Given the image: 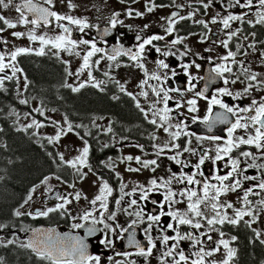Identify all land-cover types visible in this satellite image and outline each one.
<instances>
[{"label":"flooded vegetation","instance_id":"flooded-vegetation-1","mask_svg":"<svg viewBox=\"0 0 264 264\" xmlns=\"http://www.w3.org/2000/svg\"><path fill=\"white\" fill-rule=\"evenodd\" d=\"M17 3H21L22 0H16ZM34 2L39 3L44 7H51V10L56 11L61 15H71L74 18L83 19L89 24V28L85 29L84 32H80L78 26L70 25L65 21H55L54 18H49L50 23L45 26L41 21L40 26L34 29V34L37 36H47L48 33H55V36L63 34L62 29L59 28V24H64L72 30L71 39L79 41L80 39H87L94 41L97 47L102 48L104 51L102 53H97L95 57L92 58L93 61L100 59L104 56V59L100 60L97 65L95 63L91 66L92 71V81L87 82L88 79V69L79 73V77L84 76L86 80H83L85 86L80 88L78 92H73L72 87L79 88L80 84L73 83V77L71 69L68 64V59L62 54L63 50H57L51 47V45H44V54L37 55V50H32L29 53H24L19 55L15 62L12 63L8 59L9 56V44L5 40L3 32H0V55H4V63L9 64V67L5 69L3 73H0V78L5 76L12 77L11 79H4L5 81H13L14 84L10 88L5 85L6 92L15 94L18 99L14 101V104L20 108L17 109L16 119L21 125L19 118L25 117L27 114L35 116L38 113L34 111V104L37 103L41 108L42 106H51L57 109L63 116L61 117L66 121V123L71 124L72 130L68 131V126L62 129L60 137L68 138L70 143L68 145L69 151L72 152L76 157L81 155L82 149L87 142L88 146V156L86 159V165L80 167V170L87 169V172L95 177L97 184L89 192L84 193L80 191V200H74L73 196H69L71 192L69 185H73L77 182L76 172L77 170L66 163L61 162L60 154L56 150L55 146L49 144L46 138H42L37 135L34 131L35 137L40 138L41 142L44 144L48 143L57 160L61 163L59 167L56 168V174L48 176L46 183H42L46 177L36 181L31 185L28 195L32 193V189L36 186H42L43 193L39 199V204L33 208L20 209L23 212H30L32 216L21 215L10 216L8 220L7 236L11 238L16 236L14 242L27 243L26 233L39 226H56L65 228L71 231H78L76 236L85 240L87 244V251L90 255H99L101 257V264H116L117 261L124 262L135 260L137 264H145L144 258L135 255L136 249L128 245L127 233L123 236L109 237L113 239L112 245H102L100 243L101 239H104V233L97 232L93 237H86L84 229H73L71 225L78 220H73L72 217H78L83 213L84 210H91L92 205L90 201L98 194L99 186L102 182L106 181L111 188H113V194L108 198L109 207L112 210L116 209L115 199L120 196V186L121 183L126 184L127 187L125 191H131V189L139 185L148 186L149 180L153 178H164L167 179L173 172L179 173L181 171V166L175 164L174 161L167 159L168 156L174 155L175 150L168 151L160 157H157L155 152L156 149L153 148L154 144L164 145L169 141V136L164 133L162 129L156 128L154 125L150 124L148 121L153 118L152 113L148 111L150 102L155 99L151 95V89L145 86L143 89L140 87L142 80L146 79L144 75V70L135 66V63L129 60L127 55H118L115 61H109L107 55L114 54V49L122 48L127 51L128 49L136 50L138 44L141 41H137L136 36L141 35V40L144 38H150L152 35H163L164 40L154 41L153 43L160 47L162 50L165 49V44L170 43L172 39L180 37H186L184 44L192 50V53H199L201 57L210 59H199L195 55H190L188 57L182 58V60H177L175 56L162 57L159 53L155 52V49L151 46H146V51L144 54V59L141 61L144 64L147 72H161L156 65L157 59H164L166 63L170 65L169 69L163 70L167 72L171 77L167 82L168 87H175L184 89L187 86V78L183 74V70L179 67L181 63H187L195 59L196 63L201 65V68L197 70L195 67H191L189 72L196 77H204L205 79H197L193 81L196 84V90H203L205 84L208 82V77L214 75L211 73V69L215 67L217 63H226L231 66L232 73H225L224 77L229 81L237 80L236 83L224 84L223 79L216 78L213 83L208 84L209 91L205 93L209 98L218 88L227 87L233 93L242 92L244 87L247 86L249 81L246 79L245 75L241 74L242 66L240 64L243 61V67L250 69V72L257 73V81L264 82V57L261 53H264V23H256L258 20V13L264 12V8L259 5V0H253L252 6L249 8L241 9L238 6L228 7L229 0H71L75 5L74 8H68V0H54V4L49 6L44 4V0H34ZM234 2V0H233ZM245 0H241L244 3ZM204 3H209V7L205 9L203 7ZM155 5L152 12L147 11V7ZM182 5L183 7H179ZM10 9L17 15H20L15 11L14 8ZM132 10V15H128V11ZM143 13L142 16H136L135 12ZM173 12L178 13L187 17L191 12L193 16L191 19H185L179 21L174 25V32L172 34L166 33L167 18L171 16ZM114 13H118L116 19L119 23L115 27L111 24V18ZM219 13V16L217 15ZM246 13V15H244ZM28 18L31 20L33 17L30 13L25 12ZM228 14L233 15H243L242 20H235L230 22L229 29H224L222 23L219 22L220 18L227 16ZM213 17L217 18V23H211ZM203 20L208 24V29H205L203 25L195 23V21ZM32 30L33 26L27 24ZM144 25H148L147 29ZM0 27H6L0 24ZM105 29L108 30V35H104ZM210 30V31H209ZM239 30V31H237ZM233 31H237V35L232 38L229 42L228 49H225L220 41L227 39V34ZM20 32V31H17ZM25 33L24 35H27ZM207 35V39L201 42L202 37ZM15 38V37H13ZM24 43L27 47H35L37 41H26V36ZM240 46L237 52V46ZM176 48L184 50L183 44L177 45ZM210 49V51H205ZM175 51V49H172ZM231 50L237 52L234 57L235 63L232 60L227 62L221 61L220 57L225 56L227 52ZM74 51H79L80 56H76L74 53L73 66L75 69H79L82 64V58L86 51V46L80 45ZM246 53V54H245ZM41 57L40 60L41 68L43 60L50 58L49 61L57 70H53L55 77L51 80H47L48 84L44 83L40 86L35 96L24 99L25 91L27 88V80L23 73V68L20 61L25 65V61L28 59H34V57ZM119 65V67H117ZM18 68L20 76L15 74L13 76L12 68ZM70 71V72H69ZM175 71L176 76H171V72ZM108 73V75H105ZM162 74V73H161ZM24 80V86L20 89L19 78ZM3 80V81H4ZM255 86L250 90V93L245 95L240 100H233L231 97L223 96L220 97L225 103L231 105H239L241 107L250 104L252 98H256L258 101L260 97L264 96V84H259L257 82H252ZM149 84L155 85L157 81L149 80ZM71 85V87H68ZM96 85V86H94ZM121 85L124 91H121ZM0 89H3L0 85ZM148 91L150 93L149 97L145 98L140 95L141 91ZM131 94V95H129ZM89 95H98L103 101L104 107L96 106H83V99ZM175 95V94H172ZM135 97V98H134ZM191 97V94H186L184 99ZM23 100L25 103H21ZM137 103L140 104L141 108L148 113V118H145V113L141 112L140 108H137ZM42 104V105H41ZM170 107H174V102H170ZM162 107V105H158ZM31 109V111H29ZM183 112V116H177L175 113L172 115L175 117L172 123H176L178 120H183L187 124L185 131L200 135V136H218L222 139L220 141H210L203 140L202 143H198L195 136L184 137L181 136L176 143L185 145L186 140L191 138L193 148H205L213 149L210 155L214 156V147L216 144H222L223 140L227 139V128L229 124L217 123L212 131L209 132L207 126L200 121L203 120L207 113V101H198V111L196 113H188L186 108L180 109ZM222 109L219 106L213 107V114L216 112H221ZM254 114V113H252ZM247 116L248 114H244ZM197 116L199 120L196 123L192 122L191 117ZM229 119L234 121V117L229 114ZM27 128V127H25ZM33 128V127H31ZM34 130V129H33ZM170 131H175V129H170ZM251 131V129H250ZM254 134V133H253ZM155 135L156 139H152ZM236 136H246L243 129H238L234 134ZM142 146L143 150H141ZM240 151H251L259 157V152L254 147L247 145H242L240 149H235L232 152L233 157H239ZM127 156H139L142 160L156 159L158 161V167H156L155 172L151 169H141L139 172H129L126 169L128 167L140 168V165L136 163L133 159L128 161L125 159ZM242 161L241 167L246 168V175L259 176L261 171L257 168H247V164L252 163L250 158L239 157ZM181 159L189 162L190 164H195L198 161V157L190 156L188 153H184ZM76 159H74L75 161ZM65 161V160H64ZM226 161L217 162V165H213L211 161H206L205 165L201 167V170L205 173L204 178H208L210 183H217V181L211 179L214 173L224 175L229 169L224 167ZM256 163L264 164V159H257ZM186 173H191L193 169L190 167L183 169ZM81 172V171H80ZM119 173V176H117ZM60 177L59 180L62 184L59 187L53 185L51 182V177ZM199 178V177H198ZM239 178V177H238ZM203 179V178H201ZM259 181H245L243 182L242 188L247 189ZM174 190L182 189L185 186L181 184H173ZM188 187H193L189 185ZM200 188V185L195 186ZM51 189L49 191L48 189ZM163 189H161V192ZM254 192L259 193V195L250 194L248 199L250 204L245 206L243 204L244 192L242 189H237L236 192H228L222 195L219 199L221 203L229 202L232 203L234 209L249 208L253 211L256 218H264V209L261 208L257 201L264 199V192H261L259 188H254ZM57 195L66 196L72 201L71 204L66 207L69 209L70 214L60 215L59 212L50 213L47 217H35L37 210H46L47 207H55L57 203L62 201L57 200L55 197ZM139 193L134 194L132 197H125L126 200L136 198L138 199ZM26 197V199H27ZM25 199V200H26ZM178 200H183L182 197H177ZM24 200V202H25ZM151 200H162V195L159 192H154L150 194L148 202H143L147 211H152L153 205L150 203ZM23 202V203H24ZM22 203V205H23ZM21 207V206H20ZM19 207V208H20ZM97 209L99 206L97 204ZM177 209H186V203H178L174 206ZM18 208V209H19ZM17 209V210H18ZM167 210V208L165 209ZM222 213H226L229 217H234L233 209H222ZM209 216L213 215L211 210L207 211ZM94 215H98L94 213ZM132 218L128 217L123 213H118V218L116 223L127 227V223L130 222ZM253 219L251 216H244L238 224L232 225L225 222L223 225H215L217 231L208 232V226H205L199 230L192 229L190 226L182 225L180 230L182 233L192 232L194 235L199 236L200 232H208L211 235L212 240L208 241L206 236L200 237L203 247L216 248L219 247V251L215 253L210 260H222L226 254V250L222 245L218 244V241L225 239L229 241V247L236 250V254L230 264H244V253L246 248H248L251 253H254V260L256 264H264V244L260 241L264 240V232L257 238L256 232L257 227L252 226L251 221ZM251 224V227L247 223ZM171 222L170 217H162V223ZM204 223V222H202ZM166 226V225H165ZM98 229H102L103 225H97ZM145 225H139L136 228V239L141 242V244L146 245V240L143 235V228ZM224 233L223 236L220 233ZM169 235H175V233L169 232ZM4 235L2 233L0 236ZM154 236L159 235V231L153 233ZM236 237L232 240V237ZM173 242H170V244ZM200 246L196 248L192 247V242L185 240L180 243V248L185 251L186 255H189L190 259H195L196 257L192 255L193 252L198 251ZM157 248L161 249L159 241H157ZM31 251V250H30ZM130 252L132 255L127 258L124 257L123 253ZM160 252L154 250L152 257H149L150 264H159L157 257ZM111 258V259H110ZM178 258V257H177ZM171 259V258H166Z\"/></svg>","mask_w":264,"mask_h":264},{"label":"snow or ice","instance_id":"snow-or-ice-1","mask_svg":"<svg viewBox=\"0 0 264 264\" xmlns=\"http://www.w3.org/2000/svg\"><path fill=\"white\" fill-rule=\"evenodd\" d=\"M124 2V0H121ZM223 3V0H221ZM211 3V0H209ZM209 3H204L203 7L207 9ZM253 0H245L244 3H241V0H229L228 7L238 6L241 9L249 8L252 6ZM44 4L52 6L54 0H44ZM259 5L264 8V0H259ZM68 8L72 9L75 5L68 0ZM14 8L17 13H19V18L16 22L6 18L4 15L0 14V24L6 26L8 29H14L17 25H27L31 24L33 29L28 32V39L30 41L39 40L42 47L36 53L37 55L44 54V45H51L52 48L57 50L67 51L70 54L74 53L76 56H80L79 51H74L80 45L86 46L85 54L82 58V64L77 71V75L80 72H83L85 69H88V78L92 80V71L91 66L93 63L99 64L101 59H104V56H101L100 59L95 61L92 60L97 53H102L104 50L100 47H97L94 41L87 39H80L79 41L71 39L72 30L68 27H65L64 24H59V28L62 29L60 35L55 36L54 39L46 38L45 36H37L34 34V29L40 26L41 21L45 26L50 23L49 18H54L55 21H67L70 25L78 26L80 32H84L85 29L89 28V24L83 20L74 18L71 15H61L56 11L51 10V7H44L34 0H22L21 3H17L16 0H0V8L9 9ZM155 5L147 7L148 12H152ZM179 7H183L180 5ZM25 12L32 14L35 18L29 19ZM118 13H114L111 18V24L113 27L116 26L119 21L116 19ZM128 15H132V10L128 11ZM136 16H142L143 13L137 11L135 12ZM219 16V13L217 14ZM246 15V13L244 14ZM193 13H189L187 17L178 15V13L173 12L170 17L167 18V27L166 33L172 34L174 32V25L179 21L185 19H191ZM243 15H233L228 14L220 18L219 22L222 23L224 29H229L230 22L235 20H242ZM197 24L203 25L205 29H208V24L203 20L195 21ZM211 23H217V18L213 17ZM256 23H264V12L258 13V20ZM149 26L144 25V28L147 29ZM4 31V27H0V32ZM210 31V30H209ZM239 31V30H237ZM237 31H233L227 34V39L220 41V44L228 49L229 42L234 36L237 35ZM105 36L108 35V30L105 29ZM14 37H21L24 35L21 32H12ZM207 35L202 37L201 42L204 39H207ZM137 41H141L136 50L128 49L127 51L122 48L114 49V54L107 55L109 61H115L118 55H127L129 60L135 63V66L144 70V75L146 79L142 80L140 83L141 89L145 86L151 89V95L155 97L153 101L150 102L148 111L152 113L153 118L148 122L154 125L158 129H162L164 133H167L169 136V141L164 145L154 144L153 148L156 149V156L160 157L165 153V150L168 151L175 150V154L168 156L167 159L174 161L175 164L181 166V171L179 173L173 172L171 176L167 179L164 178H153L149 180L148 186L137 184L134 186L131 191H125L127 187L126 184L121 183L120 186V196L118 199H115L116 209L112 210L109 207L108 198L113 194V188L104 181L99 186L98 194L89 202L92 205L91 210H84L81 215L78 217L73 216V220H78L80 222L73 223L71 227L73 229H84L86 237H93L97 232L104 233V239L100 240L102 245H112L113 239L109 238L116 236H123L127 233L128 245L136 249L135 255L143 257L145 264H150L149 257H152L154 250L160 252V255L157 257L159 264H230L233 260L236 250L229 247V241L221 239L218 241L219 245H222L226 250V254L222 260H210L208 258L213 257L216 252L220 249L208 248L201 246L202 241L200 237L206 236L208 241L212 240L211 235H208V232L217 231L215 225H223L225 222L236 225L244 216H251L253 218L252 222H255L256 216L253 214V211L249 208L234 209L232 203L220 202V197L228 192H236L237 189H242L244 192L243 195V204L248 206L250 201L248 199L249 195H259V193L254 192V188H259L261 192H264V171H261L259 176L246 175V168L241 167V159L239 157L250 158L252 163L247 164V168H257L264 170V164L256 163L257 159H264V96L260 97L259 101L256 98H252L251 102L247 106L239 105H229L225 103L220 97L228 96L233 100H240L245 95L250 93V90L255 86L252 82H257L259 84H264V82L257 81V73L250 72V69L243 67V61L240 62L242 66L241 74L245 75L246 79L249 81L246 87H244L242 92L233 93L227 87L218 88L209 98L205 95L209 91L208 84L213 83L216 78L223 79L225 85L231 83H236L237 80L229 81L224 77L225 73H232L233 69L231 66H228L226 63H217L215 67L211 69V73L208 77V82L205 84L203 90H196V84L193 81L197 79L203 80L204 77H196L189 72L191 67H195L197 70L201 68L199 63H196V60L193 59L187 63H181L179 67L183 70L184 76L187 78V86L184 89L168 87L167 82L170 80V76L167 72H163L165 69H169L170 65L165 62L164 59H157L156 65L161 72H152L149 73L144 67V64L141 62L144 59V54L146 51V46H151L155 49L156 53H159L162 57L175 56L177 60H182L184 57L190 55H195L199 59H210L201 57L199 53H192V50L188 47L187 44H184L186 37L178 36L175 39H172L170 43L165 44V49L162 50L160 47H157L153 42L164 40L163 35L154 34L150 38H144L141 40V35L136 36ZM183 44L184 50L176 48L177 45ZM240 46H237V52L239 51ZM172 49H175L173 51ZM32 50L29 48H17L11 53V60L15 61L16 58L24 53H29ZM205 51H210L206 49ZM237 52L229 50L225 56L220 57L221 61L232 60L233 63L236 61L234 57L237 55ZM246 54V53H245ZM261 56L264 57V53H261ZM4 55H0V73H3L6 68L9 67V64L4 63ZM119 67V65H117ZM19 71L18 68L13 67L12 73L13 76ZM162 73V74H161ZM71 75V73H69ZM108 75V73H105ZM175 71L171 72V76H176ZM10 76H5L0 78V85L3 84L4 79H11ZM149 80L157 81V84H149ZM85 85L80 84L79 88L72 87L73 92H78L80 88H83ZM96 86V85H94ZM71 87V85H68ZM121 91H124L123 86L121 85ZM191 94V97L184 99L186 94ZM175 94V95H172ZM131 95V94H129ZM141 96L145 98L149 97L150 93L148 91H141ZM135 98V97H134ZM206 100L207 101V113L203 117L201 123L207 126L209 132L212 131V128L217 123L229 124L227 128V139L223 140L222 144H216L214 147L215 155H210V152L213 149H205L203 147L197 149L191 147L192 139L189 138L186 140L185 145L176 143V141L181 137H191L195 136V139L198 143H202L203 140H210L213 142L220 141L222 138L218 136H200L189 133L185 131L188 127L183 120H178L176 123H172L175 117L172 115L175 113L177 116H183L184 113L179 111L180 109L186 108L188 113H196L198 111V101ZM21 103L25 101L21 100ZM170 102H174V107H170ZM162 105V107H158ZM137 108H140L141 112L145 113V118H148V113L141 108L140 104L137 103ZM219 106L223 111L216 112L213 114V107ZM254 113V114H252ZM229 114L231 117H234V121L229 119ZM244 114H248L245 116ZM43 115V112H41ZM192 122L196 123L199 118L197 116L191 117ZM33 124H36V121H33ZM37 127L41 125L36 124ZM31 127V125H29ZM170 129H175V131H170ZM238 129H243L246 133V136H236L234 135ZM251 129V131H250ZM72 130L71 124L68 126V131ZM61 131L58 130L55 137L49 138L48 142L53 143L55 140H58L61 134ZM254 133V134H253ZM152 139H156V136L153 135ZM242 145H247L254 147L259 152V157L251 151H240L239 157H233L231 154L235 149H240ZM141 150H143L142 146ZM88 146L85 142V146L82 149L81 155L76 158L75 161H64L63 156H60V160L63 163L75 168L77 170L78 177L83 179L86 175L85 173L80 172V167L86 165V159L88 156ZM184 153H188L190 156L198 157V161L195 164H190L181 159V156ZM126 160L132 161L133 159L137 164L140 165V168L128 167L126 170L129 172H139L141 169H151L155 172L156 167H158V161L156 159L151 160H142L141 157L136 156H127ZM211 161L213 165H217V162L226 161L224 164L225 168L229 170L224 174L220 175L214 173L211 176V179L217 181V183H210L208 178L205 177V173L201 170V167L205 165L206 161ZM193 169L191 173H186L183 169L190 167ZM119 176V173H117ZM199 177V178H198ZM239 177V178H238ZM60 179V177H56ZM203 178V179H201ZM48 178L46 177L42 183H46ZM245 181H259L257 184L243 189L242 185ZM173 184H181L185 187L182 189L174 190ZM189 185L193 187H188ZM200 185V188L195 186ZM73 187V185H69ZM161 189L163 191L161 192ZM51 191V189H48ZM31 191H35L33 188ZM154 192H159L162 195V200H151L150 203L154 206L152 211H147L143 202H148L150 194ZM139 193L138 199L133 198L126 200L125 197H132L134 194ZM177 197L184 198L183 200H178ZM57 200L62 201L57 203L55 207H47L46 210H37L35 217H47L50 213L59 212L60 215L70 214L69 209L66 207L71 204L72 201L69 200L66 196L57 195L55 197ZM81 193L77 192L73 197L74 200H80ZM32 199L31 193L25 200V204ZM178 203H186V209L180 210L174 206ZM97 204L99 210L97 209ZM257 204L264 209V199L257 201ZM24 205H21L23 208ZM167 208V210H165ZM211 210L213 215L209 216L207 214L208 210ZM222 209H233L234 217H229L226 213H222ZM98 215H94L97 213ZM118 213H123L128 217L132 218L130 222L127 223V227L122 226L119 223H116L118 218ZM15 216L19 217L21 215L32 216L30 212H21L16 210L14 213ZM162 217H170L171 222L162 223ZM204 222V223H202ZM206 225L208 226V232H200L199 236L194 235L192 232L182 233L180 228L182 225L190 226L192 229L199 230ZM251 227L249 222H245ZM97 225H103L102 229H98ZM139 225H145L143 228L144 239L146 240V245L141 244L140 241L136 239V228ZM166 225V226H165ZM5 227L0 225V228ZM159 231L158 236H154L155 231ZM33 238L30 239L27 243H23L20 247L24 249H29L35 255V257L41 261L46 262V264H101V257L99 255H90L87 251V244L85 240L78 237H68L60 236L56 234L53 229L47 230V233H44L42 230L33 229ZM172 232L175 235H169L168 233ZM221 236L224 233H220ZM44 238L41 239L40 237ZM257 238H259L260 233L256 232ZM236 237H232V240H235ZM191 241L192 247H199L198 251L192 253L195 256V259H190L189 255L185 254V251L180 248V243L182 241ZM157 241H159L162 246L161 249L157 248ZM170 242H173L170 244ZM264 244V240L260 241ZM14 241L9 239L7 245L13 244ZM124 257L132 255L130 252L123 253ZM178 257V258H177ZM166 258H171L166 259ZM111 259V258H110ZM116 264H124V262L117 261ZM127 264H137L135 260L127 261Z\"/></svg>","mask_w":264,"mask_h":264},{"label":"trees","instance_id":"trees-1","mask_svg":"<svg viewBox=\"0 0 264 264\" xmlns=\"http://www.w3.org/2000/svg\"><path fill=\"white\" fill-rule=\"evenodd\" d=\"M41 57L25 61L20 64L27 80V88L24 99L36 97L35 92L39 90L47 80L55 77L57 70L49 61L43 60L41 68ZM13 81H3L0 89V225H4L2 231L7 235L6 228L10 216L26 199L31 185L36 181L56 174V168L61 165L54 155L53 150L36 138L31 127L20 128L17 123L16 113L18 108L14 101L18 97L6 92L5 85L10 88ZM37 98V97H36ZM83 106L104 107L101 97L89 95L82 100ZM42 105V104H41ZM31 111V109H29ZM1 231V230H0ZM21 242H14L4 246L0 244V264H46L39 261L29 250L20 247ZM254 253L246 248L244 253V264H256Z\"/></svg>","mask_w":264,"mask_h":264},{"label":"rangeland","instance_id":"rangeland-1","mask_svg":"<svg viewBox=\"0 0 264 264\" xmlns=\"http://www.w3.org/2000/svg\"><path fill=\"white\" fill-rule=\"evenodd\" d=\"M0 14L4 15L6 18L12 20L13 22H16L19 18V15L15 14L10 8L9 9L0 8ZM30 30L31 29L28 27V25H19V24L14 29H8L6 27L4 28L3 35H4L5 40L8 41V44L10 47V50H9L10 58L8 59V61L10 60L12 63H14L15 61L11 60V53L15 51L17 48H25L26 46V44L24 43L25 36H26V41L29 40L28 35H22L19 38L17 37L13 38L14 36L12 35V32L20 31L21 33L25 34V33H28ZM54 35L56 34L48 33L46 38L54 39L53 38ZM41 47L42 45L40 41L37 40V44L35 45V47H27V48L31 50L39 51ZM62 54L65 55L68 59V64L71 69V75L74 81L73 83L79 84L83 80H86L84 76L79 77V74L77 75L78 69H75L72 63L74 56L67 51H62ZM15 74L20 76V72L18 71ZM18 81L20 82V89H22L24 86V80L20 77ZM86 81L89 82L92 80H89L88 78ZM34 111L37 112L38 114L35 116L27 114L25 117L18 119L21 121L20 128L29 127V125H31V127H33L34 131H36L38 136L49 140V138L55 137L57 135L58 130H62L68 126L66 121L61 118L63 115L57 109L51 106L44 105L40 108L38 104L35 103ZM41 112H43V115H41ZM33 121H36V124H39L41 126L37 127L36 124H33ZM69 143H70V140L68 138L59 137L58 140H55L53 143H49V144H52L55 146L56 150L59 152L60 156L61 155L63 156L65 161H74V159H76L77 157L72 152L69 151V147H68ZM80 171L81 173H85L86 175L84 176L83 179H80L76 172L75 178L78 179L77 182L74 184L73 187L66 186V188H69L70 189L69 191L71 192L69 196H73L77 192H80V191L87 193L97 184V180L95 179V177L89 174L86 168ZM51 180H52L51 183L57 187H59V184H62L59 180H57L56 176L51 177ZM42 193H43L42 186L40 187L36 186L35 191L34 192L32 191L31 193L32 199L28 201L27 204L23 203L24 207L22 209L24 210L26 208H33L37 206L39 204V199ZM20 209L21 207L18 210ZM252 220L253 219H251V221ZM252 223H253L252 226L257 227V232H259L260 235L263 234L264 218H261V217L256 218L255 222H252ZM2 229L3 228H0V230ZM9 239L14 241L17 238L16 236H12L11 238H9L7 235H2L0 236V244H7V241Z\"/></svg>","mask_w":264,"mask_h":264},{"label":"water","instance_id":"water-1","mask_svg":"<svg viewBox=\"0 0 264 264\" xmlns=\"http://www.w3.org/2000/svg\"><path fill=\"white\" fill-rule=\"evenodd\" d=\"M31 16L33 18H35L32 14H31ZM33 229L42 230L44 233H47V230H49V229H53L56 234H59L60 236H68V237H73V236H76L78 234V231H71V230H67L65 228L56 227V226H39V227H36V228H33ZM33 229L29 230L26 233L28 241L33 238V232H32ZM2 233H3V231L1 230L0 231V235ZM40 238L43 239L44 237L41 236Z\"/></svg>","mask_w":264,"mask_h":264},{"label":"bare ground","instance_id":"bare-ground-1","mask_svg":"<svg viewBox=\"0 0 264 264\" xmlns=\"http://www.w3.org/2000/svg\"><path fill=\"white\" fill-rule=\"evenodd\" d=\"M7 228V227H6ZM2 240V239H1Z\"/></svg>","mask_w":264,"mask_h":264}]
</instances>
